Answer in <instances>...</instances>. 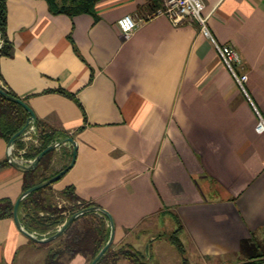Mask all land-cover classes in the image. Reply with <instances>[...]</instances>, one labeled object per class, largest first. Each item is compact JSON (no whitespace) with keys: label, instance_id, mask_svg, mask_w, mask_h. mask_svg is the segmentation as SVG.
<instances>
[{"label":"crops","instance_id":"0c3cea01","mask_svg":"<svg viewBox=\"0 0 264 264\" xmlns=\"http://www.w3.org/2000/svg\"><path fill=\"white\" fill-rule=\"evenodd\" d=\"M5 1L13 52L0 58V85L66 135L54 142L77 146L53 192L71 186L77 203L108 211L114 248L149 242V256L159 253L166 236L152 230L174 221L192 264H264V0H200L215 41L240 56L243 88L198 24L155 14L162 0H98L94 17L74 18L44 0ZM124 16L136 22L127 37ZM73 149L55 148L50 170L65 169ZM7 155L0 139V200L15 203L24 170ZM55 240L34 244L2 219L0 264H45Z\"/></svg>","mask_w":264,"mask_h":264},{"label":"trees","instance_id":"16d2710c","mask_svg":"<svg viewBox=\"0 0 264 264\" xmlns=\"http://www.w3.org/2000/svg\"><path fill=\"white\" fill-rule=\"evenodd\" d=\"M52 15H66L74 18L79 15L88 14L94 17L95 5L98 0H44ZM7 7L6 1L0 0V58L9 57L13 52L6 33ZM0 81L2 75L0 73ZM0 89L9 95L16 97L9 89L0 85ZM58 93L70 97L63 90ZM18 98V97H17ZM29 113L20 105L8 100L0 94V139L7 143L20 131L29 120ZM35 126L40 140V147H34L31 143L23 141L18 137L15 142V153L27 148L24 157L27 160L34 159L54 140L66 138L60 132H47L45 125L35 118L32 122ZM53 150L46 153L34 170L23 171V192L56 175L59 172L50 170ZM7 165L4 161L0 168ZM73 187H66L61 193L55 194L52 185L37 190L28 195L19 205V219L23 228L29 233H35L39 238L49 237L75 213L92 206L91 203L79 202ZM14 203L9 199L0 200V220L13 219ZM43 213V214H41ZM110 235V227L105 216L90 212L76 218L54 241L56 245L49 249L45 264H68L75 256L81 255L90 263L107 243ZM176 234L166 237L180 253H184V247L178 240ZM162 238L161 235L156 239ZM36 244L37 242L31 241ZM48 245V244H46ZM42 245V246H46ZM149 264L150 256L147 257L145 250L134 247L130 243H124L117 248L113 245L107 249L97 264ZM178 264H192L186 258Z\"/></svg>","mask_w":264,"mask_h":264},{"label":"built area","instance_id":"2783aa9c","mask_svg":"<svg viewBox=\"0 0 264 264\" xmlns=\"http://www.w3.org/2000/svg\"><path fill=\"white\" fill-rule=\"evenodd\" d=\"M155 14L167 17L174 26L184 23L198 24L201 35L214 43L223 64L230 71L239 86L243 88L247 76H239L236 72L237 66L241 63L240 56L232 46L219 44L215 41L209 29L210 15L204 14V5L200 0H162V6L156 10ZM117 26L123 37H127L135 30L136 22L131 16H124L118 20ZM255 131L259 134H264V121L261 117L258 118ZM22 137L23 141L31 143L34 147H40L41 145L39 134L32 123L28 126ZM26 151L27 148L23 149L21 154L26 153Z\"/></svg>","mask_w":264,"mask_h":264},{"label":"water","instance_id":"95a60500","mask_svg":"<svg viewBox=\"0 0 264 264\" xmlns=\"http://www.w3.org/2000/svg\"><path fill=\"white\" fill-rule=\"evenodd\" d=\"M0 94L2 96H4L5 98H7L8 100L22 106L30 115L29 120L27 121L26 125L20 130L18 131L8 142V155H7V160L8 163L18 169L24 170V171H30V170H34L37 168L40 160L42 159V157L48 153L51 150H54L55 148H57L58 146H60L63 143L66 142H70L74 149L72 152V159L71 162L69 163V165L63 169L62 171H60L59 173H57L56 175L46 179L45 181H42L38 184H36L35 186L31 187L30 189L26 190L25 192H23L20 197L16 200V202L14 203V209H13V220L14 223L16 225V227L22 232L24 233L27 237H29L30 239H32L33 241H37L39 243H47L50 242L54 239H56L57 237H59L61 235V233L79 216L86 214V213H90V212H95V213H99L103 216H105L108 220L109 223V227H110V235H109V239L107 241V243L101 248V250L99 251V253L95 256V258L88 264H97V262L102 258V256L105 254V252L107 251V249L109 247L112 246L113 241H114V236H115V225H114V221L112 219V216L110 215V213H108V211H106L105 209H102L98 206H92L86 209H82L81 211L73 214L57 231L55 234L46 237V238H37L34 234L29 233L28 231H26L23 226L21 225L20 219H19V205L20 203L31 193L40 190L42 188H45L49 185H53L54 183H56L57 181H59L62 176H64L70 169L71 167L74 165V162L76 160V150H77V146L76 143L73 141L72 138H67L64 141H60V142H54L52 144H50L48 147H46L41 153H39L33 160L31 161H25L24 159L18 158L15 155V142L16 139L18 137H21L24 135V133L26 132L28 126L35 120V115L32 112V110L30 109V107L21 99L17 98V97H13L11 95H9L8 93L4 92L2 89H0ZM149 247H150V243L147 242L145 245V254L147 255V257L149 256Z\"/></svg>","mask_w":264,"mask_h":264},{"label":"rangeland","instance_id":"374dc122","mask_svg":"<svg viewBox=\"0 0 264 264\" xmlns=\"http://www.w3.org/2000/svg\"><path fill=\"white\" fill-rule=\"evenodd\" d=\"M178 227L174 221H168V225H165L164 227L162 225H157L156 229L152 230V234L150 237H156L157 235L163 236H170L172 235V232L176 230ZM179 232V231H178ZM177 234V238L179 241H181V244L183 245V239L184 236ZM164 237V238H166ZM160 247L159 253L150 252V262L149 264H177L180 263L183 258L185 257V253H180L174 245L169 243L167 240L160 241L156 244V246ZM184 247V245H183Z\"/></svg>","mask_w":264,"mask_h":264}]
</instances>
